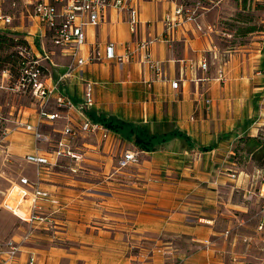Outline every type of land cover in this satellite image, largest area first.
Listing matches in <instances>:
<instances>
[{
	"label": "crops",
	"instance_id": "0c3cea01",
	"mask_svg": "<svg viewBox=\"0 0 264 264\" xmlns=\"http://www.w3.org/2000/svg\"><path fill=\"white\" fill-rule=\"evenodd\" d=\"M230 1L205 5L197 20L201 30L196 23H184L171 36L172 42L159 41L150 47L160 72L144 67L138 58L122 67L105 61L83 69L94 86L95 105L89 110L144 123L152 132L173 124L195 145L216 144L214 150H191L173 139L146 152L113 132L105 141L98 136L79 138L71 146L84 153L78 172H72V160L60 158L58 166L46 168L38 176L36 166L25 160L34 151L32 136L12 134L9 157L15 154L27 167L20 176L42 181L60 205L44 211L54 213L53 228L33 235L16 261L7 264H29L31 256L34 264H236L231 250L238 239L227 237L235 211L219 198L224 187L239 188L240 181L229 174L213 175L212 166L224 141L244 135L250 125H256L257 131L263 125L264 31L249 32L263 34V40L251 42L250 49L236 48L229 61L222 60L225 52L219 51L214 35L224 32L220 25L231 15L225 11ZM177 3L139 0L142 24L133 34L118 10H108L98 26L87 27L85 52L112 42L118 53L129 44L166 37L164 18ZM238 3L241 9L242 3ZM209 59L216 62V77L210 73ZM203 60H207L208 70L200 67ZM54 61L59 65L52 69L53 81L70 59L56 55ZM220 71L226 78L223 87L217 82ZM236 73H244L239 81L232 79ZM172 81L180 83L178 89L172 87ZM61 87L75 102L84 100L83 81L66 79ZM223 106L229 110L228 117ZM76 116L73 111L72 118ZM222 121L229 128L224 130ZM240 124L244 131H234ZM127 149L140 151V163L119 170L117 160ZM27 190L32 191L33 186ZM27 232L11 239L20 241Z\"/></svg>",
	"mask_w": 264,
	"mask_h": 264
},
{
	"label": "built area",
	"instance_id": "2783aa9c",
	"mask_svg": "<svg viewBox=\"0 0 264 264\" xmlns=\"http://www.w3.org/2000/svg\"><path fill=\"white\" fill-rule=\"evenodd\" d=\"M20 3L30 6L32 10L27 17L29 25L23 23L25 17H18L16 12L4 9L8 5L15 9ZM175 6L164 18L167 38L159 36L138 41L125 46L118 53L112 42L102 47L94 46L85 52L87 27L98 26L108 10H118L128 23L130 32H137L142 24L139 0H0V33L12 35V46L0 49V97L6 96L0 100V152L8 158L12 134H29L34 140V151L28 153L25 160L36 166L38 176L43 175L46 168L58 166L60 158H68L75 163L72 172L82 169L84 153L71 146L79 138L98 136L105 141L113 133L85 115L95 102L93 82L86 79L83 69L87 65L105 61L122 67L138 58L144 67L160 72L161 68L152 57L150 47L159 41L172 42L171 36L184 23H196L201 30L197 20L205 11L204 6L200 3L185 5L182 2ZM17 21L20 25L15 24ZM24 26L26 30H21ZM33 27L39 31L31 32L30 28ZM56 55L69 58L70 61L64 72H59L57 80L53 81L52 69L59 65L54 61ZM215 58H218L217 54ZM200 67L208 70L207 60H203ZM72 78L83 81L86 86L82 103L67 97L61 87L66 79ZM222 78L223 72L220 71L219 79ZM171 84L174 89H178L180 83L172 81ZM21 99H27L30 105L21 104ZM73 111L77 114L76 119L72 118ZM60 120L64 121L59 132L61 135L54 141V134L45 130ZM139 161L140 151L127 149L118 158L117 168L122 170L136 166ZM29 186H33L32 191L27 190ZM15 196L20 200L12 204L9 201L16 200ZM3 205L30 228L20 241H0V264H7L16 261L24 242L29 241L37 229L53 228L51 215L54 213L47 214L44 211L60 203L48 189L43 188L42 181H31L22 175L7 189ZM204 243L208 245L210 241ZM30 259L29 264H34V256Z\"/></svg>",
	"mask_w": 264,
	"mask_h": 264
},
{
	"label": "rangeland",
	"instance_id": "374dc122",
	"mask_svg": "<svg viewBox=\"0 0 264 264\" xmlns=\"http://www.w3.org/2000/svg\"><path fill=\"white\" fill-rule=\"evenodd\" d=\"M218 0H178L185 5L194 6L197 3L200 5H210ZM229 1V0H228ZM240 1L242 3V8L239 9L236 3ZM254 0H231L226 3L227 8L225 11L231 14L225 17V20L221 22V30L224 32H219L215 34V44L217 45L219 51L225 52L223 54L222 60L229 61L233 52L239 47L242 49H250L249 45L251 42L257 43L261 41L260 37L263 34H253L249 35L248 30L250 28H255V31H264V2L254 1ZM239 4V3H238ZM250 4V6H248ZM6 11L16 12L18 17H25V24L28 23V15L32 13L30 6H25L20 3L15 9H12L10 5L5 6ZM18 24V21L15 23ZM0 49H8L12 46V42L9 40L7 42L0 40ZM3 43V44H2ZM241 49V50H242ZM254 50V49H253ZM258 59V57H255ZM210 62V73L212 76H217L216 62L213 59L208 60ZM244 73H236L232 76V79L243 77ZM226 78L217 81L223 87ZM235 87V86H234ZM236 91V89H233ZM6 96L2 95L0 100L5 99ZM221 102L224 98L219 97ZM21 104L30 105L29 101L26 99H21ZM218 104V101H216ZM225 106L222 108L223 113H227L229 116V110L225 112ZM246 121V120H245ZM222 128L226 130L229 128L226 121H222ZM61 120L55 123L53 127H47L45 130L49 134H54V141H57L60 137L59 133L53 132V130L62 129ZM243 126L240 124L234 131L242 132L244 131ZM167 129V126L164 127ZM256 125L248 126L246 134H254L251 136H257L262 134L264 141V119L263 125L257 131ZM257 132V133H256ZM236 133V132H235ZM240 137L230 139L229 141H224L220 149V153H215V164L212 166L213 175L229 174L230 178L234 179L236 182L240 181V187H224L223 192L220 194L221 201H226L230 206L231 211L234 213V225L231 230L227 233V237H234L237 240L233 250H231V256L236 264H264V156L261 161H256L252 158L251 154L247 151L248 144L245 142H239ZM55 143V142H54ZM239 146V153L235 154L236 147ZM234 156V158H232ZM118 165V163H117ZM93 165L90 163V167ZM25 162L22 158L11 155L6 159V154L0 152V241H6L8 239L14 238L18 235L23 234L24 231L29 230V225L23 222L15 214L8 211L3 203L6 199V192L12 186L13 181H18L20 173H23ZM235 182V183H236ZM235 183L233 185H235ZM15 194V193H14ZM16 197V196H15ZM12 198V197H11ZM20 198L16 197V200L9 201L12 204H16ZM246 211V212H244ZM42 232V229H37L34 236ZM230 233V234H229ZM18 239V238H17ZM25 243V242H24ZM235 257V258H234Z\"/></svg>",
	"mask_w": 264,
	"mask_h": 264
},
{
	"label": "trees",
	"instance_id": "16d2710c",
	"mask_svg": "<svg viewBox=\"0 0 264 264\" xmlns=\"http://www.w3.org/2000/svg\"><path fill=\"white\" fill-rule=\"evenodd\" d=\"M253 31H255V28H250V30H248V32ZM11 38L12 35L10 33H0L1 41L7 42L11 40ZM85 115L93 122L108 128L111 132L116 133L125 141L132 143L135 147L146 152L158 150L173 139L181 140L191 150L197 149L202 152L212 151L216 146V144L209 146L201 144L195 145L185 131L179 130L173 124H168L167 129L162 130L160 128L152 132L141 122L127 121L121 117L119 118L112 115L97 114L92 110H87ZM245 141L248 144L247 151L251 154L252 158L256 161H261L264 156V141L262 134L257 136L246 134L245 136L240 137L239 142ZM237 153H239V146L236 147L235 154L237 155ZM232 158H234V156Z\"/></svg>",
	"mask_w": 264,
	"mask_h": 264
}]
</instances>
